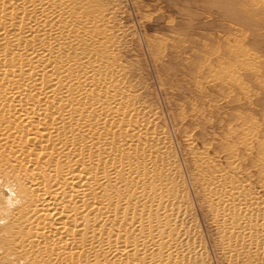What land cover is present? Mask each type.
<instances>
[{
    "label": "bare ground",
    "instance_id": "6f19581e",
    "mask_svg": "<svg viewBox=\"0 0 264 264\" xmlns=\"http://www.w3.org/2000/svg\"><path fill=\"white\" fill-rule=\"evenodd\" d=\"M221 1L264 22V0ZM93 13V0H0V264H205L187 243L188 202L156 119L133 74L116 77L125 65L107 60L113 36ZM235 46V69L260 77ZM222 74L243 90L233 67ZM227 149L238 170L236 147ZM196 164L227 258L264 242L258 196L206 155Z\"/></svg>",
    "mask_w": 264,
    "mask_h": 264
},
{
    "label": "rangeland",
    "instance_id": "374dc122",
    "mask_svg": "<svg viewBox=\"0 0 264 264\" xmlns=\"http://www.w3.org/2000/svg\"><path fill=\"white\" fill-rule=\"evenodd\" d=\"M221 5V0H93V17L113 36H107V60L125 65L124 72L118 67L116 77L124 80L133 74L130 79L156 119L167 158L177 167V191L186 194L184 203L190 204L181 218L188 228L189 247H200L196 255L205 264H264L263 240L254 248L240 245L231 252L236 257L227 258L225 240L216 233L196 174V159L206 155L208 166L230 173L229 180H238L258 196L264 223V164L258 153L264 151V22L250 17L244 7L218 8ZM235 44L250 53L260 77L235 69L229 55ZM226 66L233 67L243 90L227 85L228 78L222 77ZM244 127L254 129L248 150L241 143ZM186 134L194 138L193 150ZM229 146L236 147L238 170H230Z\"/></svg>",
    "mask_w": 264,
    "mask_h": 264
}]
</instances>
